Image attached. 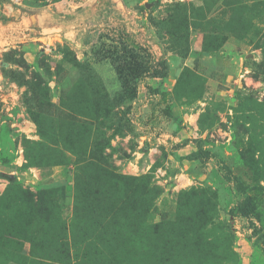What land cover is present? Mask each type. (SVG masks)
I'll list each match as a JSON object with an SVG mask.
<instances>
[{"label": "rangeland", "instance_id": "1", "mask_svg": "<svg viewBox=\"0 0 264 264\" xmlns=\"http://www.w3.org/2000/svg\"><path fill=\"white\" fill-rule=\"evenodd\" d=\"M0 264H264V0H0Z\"/></svg>", "mask_w": 264, "mask_h": 264}]
</instances>
